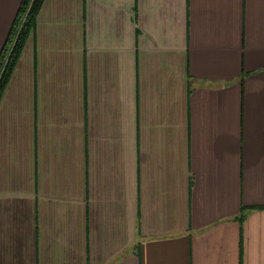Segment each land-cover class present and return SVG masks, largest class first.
<instances>
[{
    "label": "crops",
    "instance_id": "0c3cea01",
    "mask_svg": "<svg viewBox=\"0 0 264 264\" xmlns=\"http://www.w3.org/2000/svg\"><path fill=\"white\" fill-rule=\"evenodd\" d=\"M0 264H264V0H44L0 100Z\"/></svg>",
    "mask_w": 264,
    "mask_h": 264
},
{
    "label": "trees",
    "instance_id": "16d2710c",
    "mask_svg": "<svg viewBox=\"0 0 264 264\" xmlns=\"http://www.w3.org/2000/svg\"><path fill=\"white\" fill-rule=\"evenodd\" d=\"M44 0H22L0 53V100L30 37Z\"/></svg>",
    "mask_w": 264,
    "mask_h": 264
}]
</instances>
